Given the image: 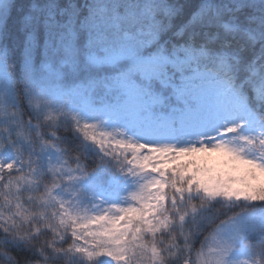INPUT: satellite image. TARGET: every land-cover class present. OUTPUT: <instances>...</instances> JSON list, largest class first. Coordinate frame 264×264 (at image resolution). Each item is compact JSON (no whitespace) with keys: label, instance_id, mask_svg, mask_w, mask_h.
I'll return each mask as SVG.
<instances>
[{"label":"snow or ice","instance_id":"obj_1","mask_svg":"<svg viewBox=\"0 0 264 264\" xmlns=\"http://www.w3.org/2000/svg\"><path fill=\"white\" fill-rule=\"evenodd\" d=\"M0 264H264V0H0Z\"/></svg>","mask_w":264,"mask_h":264}]
</instances>
